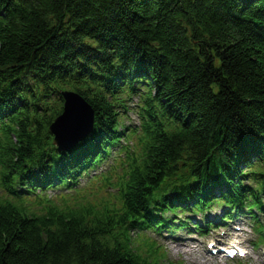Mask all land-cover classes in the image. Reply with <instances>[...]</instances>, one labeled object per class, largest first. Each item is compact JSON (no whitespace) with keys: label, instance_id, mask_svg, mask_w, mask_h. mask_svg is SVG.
<instances>
[{"label":"trees","instance_id":"obj_1","mask_svg":"<svg viewBox=\"0 0 264 264\" xmlns=\"http://www.w3.org/2000/svg\"><path fill=\"white\" fill-rule=\"evenodd\" d=\"M138 84L145 159L118 204L59 198L37 211L10 197L28 174L52 183L81 165L71 156L84 147H51L62 91L92 107L95 150L113 135L119 88ZM4 119L0 264H160L131 234L171 207L167 193L204 204L225 186L227 201L250 178L264 194V0H0Z\"/></svg>","mask_w":264,"mask_h":264},{"label":"water","instance_id":"obj_2","mask_svg":"<svg viewBox=\"0 0 264 264\" xmlns=\"http://www.w3.org/2000/svg\"><path fill=\"white\" fill-rule=\"evenodd\" d=\"M63 113L50 126L53 143L61 150L76 145L77 141L92 130L93 111L78 95L63 93Z\"/></svg>","mask_w":264,"mask_h":264},{"label":"rangeland","instance_id":"obj_3","mask_svg":"<svg viewBox=\"0 0 264 264\" xmlns=\"http://www.w3.org/2000/svg\"><path fill=\"white\" fill-rule=\"evenodd\" d=\"M231 227L237 229L236 232H238V239L236 241L245 244L247 242L248 236H249V229L247 227V223L244 222L243 220L239 219L238 221L229 225V228H231ZM170 237L171 236H169L168 238H170ZM174 238L178 239V240L180 239L181 241H183L184 245L186 243L188 246H198V249H196L193 254L198 255L200 260L197 263H195V262H192L190 259L187 260V257H184V256L179 258L174 254L169 255V257L173 260H178L184 264H230V262L225 261L223 259H219L220 261H217V259H214V260L205 259L201 254L202 242L200 241V239L196 235H192L190 233H187V234L186 233H179V234H176ZM249 261H250V264H252V261L251 260H249Z\"/></svg>","mask_w":264,"mask_h":264},{"label":"bare ground","instance_id":"obj_4","mask_svg":"<svg viewBox=\"0 0 264 264\" xmlns=\"http://www.w3.org/2000/svg\"><path fill=\"white\" fill-rule=\"evenodd\" d=\"M168 242L170 240H167ZM166 242V243H168ZM171 243H173L174 245V248L171 247ZM181 245L183 246L181 243H179V241H176V240H171L170 243L167 244L168 248L171 250V251H174L177 255H189L190 254V251L187 250L189 248L183 246V247H180L181 249L178 248V246ZM185 247V248H184ZM187 248V249H186ZM194 250H196L197 248H193ZM193 251V250H192Z\"/></svg>","mask_w":264,"mask_h":264}]
</instances>
